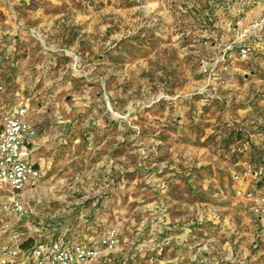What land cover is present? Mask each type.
<instances>
[{"label": "rangeland", "instance_id": "1", "mask_svg": "<svg viewBox=\"0 0 264 264\" xmlns=\"http://www.w3.org/2000/svg\"><path fill=\"white\" fill-rule=\"evenodd\" d=\"M179 2L0 0V80L8 100L30 105L45 142L33 155L43 158L40 184L23 193L37 211L26 222L34 237L48 232L89 243L112 224L119 239L106 259L115 257L119 246L137 249L141 227L154 225L157 212L137 207L149 198L140 191L173 189L179 192L162 198L190 200L193 225L209 227L210 238L190 251H232L239 262L247 255L250 214L232 189L234 167L214 166L212 149L199 148L213 142L215 154L236 158L232 150L243 133L264 128V74L257 83L247 81L240 65L221 72L227 81L218 93L226 99L202 106L195 93L209 83L200 69L207 49L204 39L186 32L188 15ZM187 97L199 104L194 115L182 104ZM222 107L228 117H221ZM213 122L236 128L218 139L204 137ZM200 214L207 223L197 222ZM83 221L94 226L92 233L79 230Z\"/></svg>", "mask_w": 264, "mask_h": 264}, {"label": "built area", "instance_id": "2", "mask_svg": "<svg viewBox=\"0 0 264 264\" xmlns=\"http://www.w3.org/2000/svg\"><path fill=\"white\" fill-rule=\"evenodd\" d=\"M232 5L238 11L226 21L225 30L214 42L206 35L216 29L213 18L202 23L208 26L202 32L207 54L200 60V69L209 83L195 94L205 108L226 99L218 93L217 86L227 81L221 72H229L263 53L264 74V0H225L226 9ZM223 36L227 38L221 40ZM7 96V87L0 80V233L4 237L0 264H115L112 258H106L118 244L116 227H108L99 239L89 243L62 234L47 236L48 232L44 238L33 236L26 222L35 220L37 211L25 201L23 193L37 187L42 178V168L33 160L40 129L30 114V105L18 99L12 103ZM246 142L247 137H243L238 141L240 147L233 145L236 160L231 177L235 197L249 211L253 247L258 248L264 245V158L254 169L243 168L241 153Z\"/></svg>", "mask_w": 264, "mask_h": 264}, {"label": "crops", "instance_id": "3", "mask_svg": "<svg viewBox=\"0 0 264 264\" xmlns=\"http://www.w3.org/2000/svg\"><path fill=\"white\" fill-rule=\"evenodd\" d=\"M179 4L183 9V12L188 15L186 24H185V30L187 33H191L196 35L197 40L200 41L202 38V32L208 27L203 22L208 21L207 19L210 18V16L213 18V22L215 24V31L212 33L206 34L207 37H210L212 42L215 41L217 37H220L219 34L221 33L222 29L225 30V23L226 21L236 14L238 9L236 8V5H232L231 9L224 6L225 0H179ZM214 9V10H212ZM198 11L199 14L197 15V18H194L195 11ZM189 13V14H188ZM211 29V28H210ZM227 37L223 36L224 40ZM264 52V51H263ZM263 54V53H261ZM259 54L253 59L249 60L248 62H245L240 65V72L242 74L249 72V78L247 81L249 82H262V73H261V66L263 62L262 55ZM260 76L261 78H259ZM245 77H248L245 75ZM264 81V80H263ZM193 93V92H192ZM192 93H186L185 95H191ZM194 94V93H193ZM189 95V96H190ZM184 106H186V112L190 110L192 112V115L199 110V104L196 102V99L187 97L186 102L182 103ZM192 108V109H191ZM223 110L222 118L228 117L229 113H225V109L223 107L220 109V111ZM244 111V110H243ZM216 113L213 114V118L211 119L216 120L217 119ZM220 118L219 120H222ZM219 124V123H218ZM221 124V122H220ZM217 126V124H216ZM214 125V122L211 124L210 127L206 128V132L204 137H207L209 134H213L212 138L218 139L222 135L227 136L229 130H234L236 127H216ZM259 126H253L250 127V129H247V133H243L245 135L244 137H247L246 144L243 145L244 152L241 153L243 156L242 158V167L243 168H250L254 169L256 164L261 161L262 158H264V128H258ZM264 127V126H263ZM231 128V129H230ZM234 128V129H233ZM232 130L230 131V134L232 133ZM235 133V132H233ZM39 137V136H38ZM36 139L35 142V151L39 150V148L42 146V144H45V142L42 140V138ZM214 138V139H215ZM213 139V140H214ZM212 140V141H213ZM221 140V139H220ZM240 141V140H238ZM237 141V143H238ZM235 143V142H234ZM234 143L232 145H234ZM199 148V147H198ZM212 149V155L213 157L209 160L214 164V166H219L222 162L224 163L223 167L228 169H231L233 165V162L230 163L228 160H223L224 158L231 159L232 161H235L236 158H233L229 155H226L224 158L220 154H215V144H212L210 146H204L199 149ZM38 153V152H37ZM231 153V152H230ZM39 155V154H36ZM255 156V157H254ZM257 157V159H256ZM258 157H260L258 159ZM255 159V161H253ZM34 160V159H33ZM42 160L43 158L39 157L35 158V162L38 166H42ZM42 168V167H41ZM230 177L232 176V171L229 170ZM215 173H218L215 171ZM232 178V177H231ZM234 182L232 181V189L234 191ZM169 192H179L177 190L173 189H161V188H153V189H147L144 191H140V195H143L145 197H149L147 200L140 201L137 205L139 208V211H145L149 209H153L156 211V215L153 216L154 218V225L150 227V229H144V227H140L141 230L138 232L139 235H142V237H139L140 243L138 244L137 249L133 247L126 248V247H120L115 250L116 255H113L115 257H110L113 259V261H116L115 258L118 259V262L121 264L123 259L129 260L130 263L133 264H141L143 261H150L151 264H241V262H248L246 264H264V245H262L254 254L252 253L254 250L253 242H252V230L253 226L248 224V235L246 232L245 242L248 247L245 248V257L244 255L241 257L239 261L236 259V256H234L233 252L230 251L226 253L227 255H217L214 256L212 254L210 255H203L202 253L194 252L193 250L190 251L188 247L197 245L200 242H204V240L209 239L210 235L205 236L209 228L206 224L195 227L193 224L195 223L192 218V212H190L188 209L192 204H188L190 200L188 199H166L162 198L164 196H168ZM180 192H184L183 190H180ZM219 192L221 196V191H215ZM25 196H29V193L27 194V191L25 192ZM154 198H150V197ZM202 204V203H201ZM150 213V212H149ZM152 213V212H151ZM150 213V214H151ZM88 215L91 216L89 213ZM87 215V212L84 214L85 221L89 217ZM148 216V215H147ZM199 216L200 223H207L203 218ZM250 217V216H249ZM107 219V214L103 215V217L100 218V220ZM83 221V225L78 226L79 230L86 231L90 230V233H92V226L90 223H86ZM98 223V222H97ZM90 225V226H89ZM112 225V224H111ZM108 225L107 227H115L114 225ZM105 226V229L107 227ZM202 230V231H198ZM92 229V230H91ZM104 229V230H105ZM85 236V235H84ZM83 236V237H84ZM248 236V237H247ZM81 238V237H80ZM219 238V237H218ZM221 240V239H220ZM233 240L229 237L226 243L228 245H232ZM134 249V250H131ZM191 249H193L191 247ZM131 250V251H130ZM150 255L149 258L146 256ZM108 260V259H107ZM226 260V261H225Z\"/></svg>", "mask_w": 264, "mask_h": 264}]
</instances>
